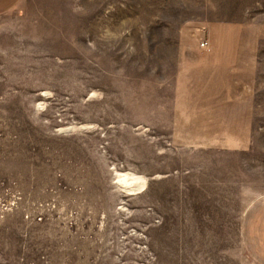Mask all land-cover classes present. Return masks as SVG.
Masks as SVG:
<instances>
[{
	"label": "rangeland",
	"instance_id": "rangeland-1",
	"mask_svg": "<svg viewBox=\"0 0 264 264\" xmlns=\"http://www.w3.org/2000/svg\"><path fill=\"white\" fill-rule=\"evenodd\" d=\"M262 198L264 0L0 13V264H261Z\"/></svg>",
	"mask_w": 264,
	"mask_h": 264
},
{
	"label": "crops",
	"instance_id": "crops-1",
	"mask_svg": "<svg viewBox=\"0 0 264 264\" xmlns=\"http://www.w3.org/2000/svg\"><path fill=\"white\" fill-rule=\"evenodd\" d=\"M18 2L19 0H0V13ZM242 234L250 253L264 264V198L256 201L248 210Z\"/></svg>",
	"mask_w": 264,
	"mask_h": 264
},
{
	"label": "bare ground",
	"instance_id": "bare-ground-1",
	"mask_svg": "<svg viewBox=\"0 0 264 264\" xmlns=\"http://www.w3.org/2000/svg\"><path fill=\"white\" fill-rule=\"evenodd\" d=\"M118 178V182L122 185V186H127L129 184H133L134 186L137 187L141 184H143L144 179L139 177V176H134V175H129V174H118L117 175Z\"/></svg>",
	"mask_w": 264,
	"mask_h": 264
}]
</instances>
